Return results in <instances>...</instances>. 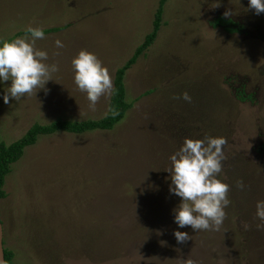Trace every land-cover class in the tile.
Returning a JSON list of instances; mask_svg holds the SVG:
<instances>
[{
    "label": "rangeland",
    "instance_id": "1",
    "mask_svg": "<svg viewBox=\"0 0 264 264\" xmlns=\"http://www.w3.org/2000/svg\"><path fill=\"white\" fill-rule=\"evenodd\" d=\"M157 3L0 0V38L22 36L27 25L61 26L33 45L58 71L33 94L0 99V141L18 139L34 122L102 116L110 94L89 110L70 59L90 51L113 79L151 29ZM219 15L238 29L213 25ZM9 84L0 82V96ZM124 85L131 106L111 129L40 135L11 164L0 218L12 263L264 264V227L254 215L264 200V13L247 0H165L157 34ZM205 135L226 140L216 178L229 185V205L215 231L178 228L172 209L180 198L164 169L182 138ZM174 231L189 239L177 242Z\"/></svg>",
    "mask_w": 264,
    "mask_h": 264
},
{
    "label": "clouds",
    "instance_id": "2",
    "mask_svg": "<svg viewBox=\"0 0 264 264\" xmlns=\"http://www.w3.org/2000/svg\"><path fill=\"white\" fill-rule=\"evenodd\" d=\"M247 6L254 14L264 13V0H247ZM223 14L228 16L229 12L226 10ZM43 38V29L31 25L24 28L22 36L11 40L0 38V82L10 81L4 95L0 96L5 104L9 97L18 100L25 94H33L34 89L36 92L43 88L51 74L58 71L55 63H46L47 52L33 46L36 40ZM54 44L57 48L63 47L60 40ZM70 65L75 89L84 93L89 110L95 111L98 98L114 91L107 68L94 53L85 49H80L70 59ZM179 99L191 102L187 92L180 93ZM225 143L222 136L184 137L178 149L169 154V166L164 170L170 179L169 192L180 198L172 209V219L178 228L187 225L194 231H215L222 224L224 209L229 205V185L216 177L226 159L222 147ZM236 187L244 185L236 181ZM254 215L260 221L256 228L261 229L264 227V200L255 202ZM248 227L246 222L241 223L243 230ZM173 235L177 242L189 239L182 231H174ZM182 264H195V261L183 259Z\"/></svg>",
    "mask_w": 264,
    "mask_h": 264
},
{
    "label": "trees",
    "instance_id": "3",
    "mask_svg": "<svg viewBox=\"0 0 264 264\" xmlns=\"http://www.w3.org/2000/svg\"><path fill=\"white\" fill-rule=\"evenodd\" d=\"M164 1L165 0H158L152 19L151 29L144 35L142 41L133 50V53L123 62L122 65L118 66L115 69L112 79L114 91L109 95L107 109L102 116L95 118H85L81 120L55 118L47 123L34 122L18 139L8 144L0 141V199L6 195L3 185L5 176L11 169V164L18 160L20 156H22L24 148L26 146L32 145L36 142L38 136L50 134L56 131L81 133L95 129L106 130L111 129L116 123L121 121L126 111L131 106V103L129 101H126L125 99L126 92L124 85V75L126 73V70H128L134 64L138 56L143 53V50H145L153 42L160 26ZM221 23L231 24L226 27L228 31L234 30V28L238 29L237 23H234L231 19H227L219 15L214 20L213 25ZM42 29L44 33H50L59 31L61 29V26H52ZM17 33L24 34V30H21ZM0 221L3 225V221L1 220V218ZM2 244L3 255L6 264H13V250L5 246V238L3 236Z\"/></svg>",
    "mask_w": 264,
    "mask_h": 264
},
{
    "label": "water",
    "instance_id": "4",
    "mask_svg": "<svg viewBox=\"0 0 264 264\" xmlns=\"http://www.w3.org/2000/svg\"><path fill=\"white\" fill-rule=\"evenodd\" d=\"M2 236H3V226H2V222L0 221V264H6L3 255Z\"/></svg>",
    "mask_w": 264,
    "mask_h": 264
}]
</instances>
